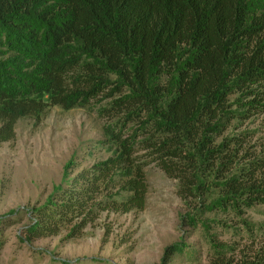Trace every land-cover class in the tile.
Returning <instances> with one entry per match:
<instances>
[{
  "label": "trees",
  "instance_id": "16d2710c",
  "mask_svg": "<svg viewBox=\"0 0 264 264\" xmlns=\"http://www.w3.org/2000/svg\"><path fill=\"white\" fill-rule=\"evenodd\" d=\"M52 108L94 116L107 157L74 175L68 160L20 241L143 211L154 165L179 183L186 226L231 217L257 242L237 264H264V224L244 218L264 206V143L243 129L264 114V0H0V144ZM206 236L209 264H231L236 249Z\"/></svg>",
  "mask_w": 264,
  "mask_h": 264
},
{
  "label": "rangeland",
  "instance_id": "374dc122",
  "mask_svg": "<svg viewBox=\"0 0 264 264\" xmlns=\"http://www.w3.org/2000/svg\"><path fill=\"white\" fill-rule=\"evenodd\" d=\"M100 125L83 110L52 108L39 122L18 121L14 140L0 144V264H160L164 249L176 243L186 249L169 264H209L212 251L206 235L236 249L226 252L231 264L245 255L250 258L257 242L237 230V220L206 213L201 216L205 230L199 224L196 229L186 226L181 221L187 207L179 197V183L154 165L146 168L148 193L143 211L103 213L71 241L65 232L30 244L20 241L29 224L25 210L45 202L60 183L68 160L74 159V175L107 157L96 146L101 140ZM243 129L258 130L251 145L264 143V114ZM11 211H16L12 217L8 216ZM244 218L264 224V206L248 210Z\"/></svg>",
  "mask_w": 264,
  "mask_h": 264
}]
</instances>
